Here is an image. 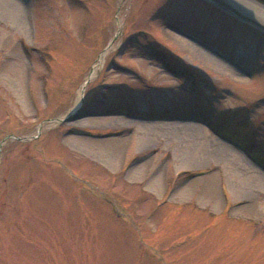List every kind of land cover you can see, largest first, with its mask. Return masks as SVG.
<instances>
[{"label":"rangeland","instance_id":"1","mask_svg":"<svg viewBox=\"0 0 264 264\" xmlns=\"http://www.w3.org/2000/svg\"><path fill=\"white\" fill-rule=\"evenodd\" d=\"M220 132L264 158V29L207 0H0V264H264V168Z\"/></svg>","mask_w":264,"mask_h":264},{"label":"bare ground","instance_id":"2","mask_svg":"<svg viewBox=\"0 0 264 264\" xmlns=\"http://www.w3.org/2000/svg\"><path fill=\"white\" fill-rule=\"evenodd\" d=\"M248 3V2H247ZM251 3V2H250ZM5 6V8H6V5H4ZM16 6H18V5H16ZM15 5H14V3L13 4H11V3H8V5H7V10L9 11V12H14L13 14L15 15V18H16V20H20V14H17V12H16V9H17V7H16ZM19 7V6H18ZM21 7V6H20ZM257 10L258 11H260V12H262L263 13V15H264V8H262V7H259V8H257ZM256 10V11H257ZM21 22L22 21H17V23L18 24H21ZM203 54H205V53H203ZM96 69H97V67H95L94 68V70L90 73L91 75H93L94 74V72L96 71ZM81 93L83 94V90H80V92H79V96H81ZM140 115V114H139ZM136 117H141V116H138V115H135ZM115 120H118V121H123L124 123H130L131 121H134V120H130L129 118H127V117H125V116H122V117H115L114 118ZM137 123L139 124V125H141L143 128H145V130H147L149 133H153V132H156V131H162V130H165L168 126H171V127H173V128H178V129H187V130H190V131H192L193 133H195V134H197V135H201L202 137H208V135H209V133H207V132H205V131H200V130H198L197 129V127H195V125H193V124H190V123H184L183 121H180V120H178V121H164V120H160V121H157V122H152V120L150 121V120H148V121H141V120H139V121H137ZM72 142H73V144L75 145V146H77V147H79V148H81V149H83V150H85V148H84V142H83V140H82V138H78V137H76V138H74V139H72ZM235 161V160H234ZM245 161V160H244ZM246 161H247V159H246ZM254 162V161H253ZM255 163V162H254ZM250 165V164H249ZM250 167H253V170H254V165L253 166H250ZM239 169H241V167L239 166ZM246 170H248V169H244V171L245 172H247V174H248V171H246ZM255 170H257V174H259V182L261 181H264V172H262L259 168H257V167H255ZM249 172H251L252 173V171L250 170ZM251 173H249L250 175V177L252 176L251 175ZM254 176V175H253ZM258 177V176H257ZM255 178H256V176H255ZM251 179V178H250ZM258 179H257V181H258ZM252 180V179H251Z\"/></svg>","mask_w":264,"mask_h":264},{"label":"water","instance_id":"3","mask_svg":"<svg viewBox=\"0 0 264 264\" xmlns=\"http://www.w3.org/2000/svg\"><path fill=\"white\" fill-rule=\"evenodd\" d=\"M207 1L217 5L218 7L224 9L231 15H234L235 17H237L238 19H241L242 21L246 23H249L253 26L264 29V24L259 22L258 19L249 15L248 12H246L245 10L243 11L239 7H237L238 6L237 4L239 5L244 4V5H247L248 7L250 6L252 10L256 11L257 8L259 7L264 8V0H207ZM248 1H250L251 3Z\"/></svg>","mask_w":264,"mask_h":264},{"label":"trees","instance_id":"4","mask_svg":"<svg viewBox=\"0 0 264 264\" xmlns=\"http://www.w3.org/2000/svg\"><path fill=\"white\" fill-rule=\"evenodd\" d=\"M226 136H228V137H230V138H233V137H231V135H228V134H226ZM245 146V145H244ZM246 147V146H245ZM247 148V147H246ZM252 154H253V156L254 157H256L262 164H264V158H262L261 156H259V154L258 153H256V152H252Z\"/></svg>","mask_w":264,"mask_h":264}]
</instances>
